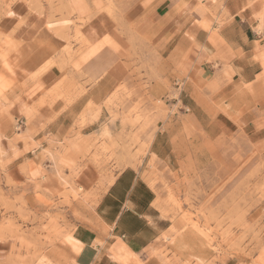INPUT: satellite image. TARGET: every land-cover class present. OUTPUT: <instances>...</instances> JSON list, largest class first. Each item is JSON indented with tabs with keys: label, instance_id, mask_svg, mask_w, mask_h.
<instances>
[{
	"label": "rangeland",
	"instance_id": "1",
	"mask_svg": "<svg viewBox=\"0 0 264 264\" xmlns=\"http://www.w3.org/2000/svg\"><path fill=\"white\" fill-rule=\"evenodd\" d=\"M85 1L96 7L78 19L71 0H0V137L11 123L17 127L11 104L20 92L11 100V88L24 90L51 67L68 74L73 58L91 43L82 26L95 15L104 14L131 50L124 58L128 75L102 100H88L61 140L43 138L48 165L41 174H24L20 165L15 178L0 145V264H76L75 228L90 222L100 194L127 166L153 188L168 223L147 248L148 259L255 264V253L264 248V142L242 130L213 135L191 119L182 106L184 89H204L202 79L182 78L181 63L164 60L128 23L136 0ZM204 9L220 22L215 11ZM62 85L49 87L44 102L64 97L70 103L86 91L76 81ZM42 103L24 107V115ZM156 133L162 138L159 155L151 150ZM16 138L25 142L24 135ZM16 138L9 140L14 156ZM85 164L96 175L89 187L76 177Z\"/></svg>",
	"mask_w": 264,
	"mask_h": 264
},
{
	"label": "crops",
	"instance_id": "2",
	"mask_svg": "<svg viewBox=\"0 0 264 264\" xmlns=\"http://www.w3.org/2000/svg\"><path fill=\"white\" fill-rule=\"evenodd\" d=\"M71 2L78 19L88 17L96 7L92 1ZM204 7L215 11L220 22ZM127 12L128 23L135 25L137 33L164 60L181 63L182 78L202 79L200 86L204 89L186 85L182 101L196 124L205 125L213 135L229 137L242 130L264 142V0H136ZM82 29L91 43L73 58L71 69L65 72L68 74L51 67L24 90L15 87L9 91L11 100L20 92L11 104L17 127L15 123L9 125L0 137V145L5 152L3 158L8 160V171L15 178L20 165L24 174H41L48 165L42 159L46 146L43 138L55 135L61 140L88 100H102L128 75L124 58L131 51L130 42L114 24L104 14H97ZM75 81L86 91L70 103L64 97L51 105L44 102L49 87L61 82L65 87ZM207 82L210 88L203 85ZM63 91L67 94V87ZM38 101L43 103L35 106L27 118L23 108ZM16 135H24L25 142ZM160 137L156 133L151 145L156 155L161 154ZM14 138L15 156L9 142ZM37 142L39 146H33ZM91 169L85 164L77 172L84 187L95 180ZM88 219L90 222L77 225L71 235L78 248L73 254L76 264H156L147 258V248L168 223L156 207L155 191L138 169L127 166L118 171ZM254 258L255 264H264V248Z\"/></svg>",
	"mask_w": 264,
	"mask_h": 264
},
{
	"label": "bare ground",
	"instance_id": "3",
	"mask_svg": "<svg viewBox=\"0 0 264 264\" xmlns=\"http://www.w3.org/2000/svg\"><path fill=\"white\" fill-rule=\"evenodd\" d=\"M70 241H71V238H70ZM72 246L74 247V249L77 251L78 248L75 246V244L72 243Z\"/></svg>",
	"mask_w": 264,
	"mask_h": 264
},
{
	"label": "snow or ice",
	"instance_id": "4",
	"mask_svg": "<svg viewBox=\"0 0 264 264\" xmlns=\"http://www.w3.org/2000/svg\"><path fill=\"white\" fill-rule=\"evenodd\" d=\"M9 15H11V13H9Z\"/></svg>",
	"mask_w": 264,
	"mask_h": 264
}]
</instances>
